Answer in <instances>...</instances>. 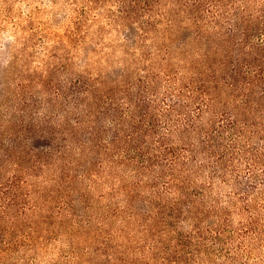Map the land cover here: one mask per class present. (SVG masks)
<instances>
[{
  "label": "trees",
  "instance_id": "1",
  "mask_svg": "<svg viewBox=\"0 0 264 264\" xmlns=\"http://www.w3.org/2000/svg\"><path fill=\"white\" fill-rule=\"evenodd\" d=\"M152 1L120 72L0 84V264H264V0Z\"/></svg>",
  "mask_w": 264,
  "mask_h": 264
},
{
  "label": "rangeland",
  "instance_id": "2",
  "mask_svg": "<svg viewBox=\"0 0 264 264\" xmlns=\"http://www.w3.org/2000/svg\"><path fill=\"white\" fill-rule=\"evenodd\" d=\"M193 1L154 0L149 6L171 19L179 18L182 5ZM201 1L200 8L210 9L209 18L218 14L209 6L212 0ZM207 1L209 4L205 6ZM215 1L230 2L231 6L244 0ZM262 1L254 0L253 4L256 7ZM146 6V0H0V84L12 82L18 75L35 79L47 75L46 81L58 78L64 82L65 71L58 63L70 66L75 72L90 71L94 77L114 70L120 72L128 67V61L136 58L132 54L135 50L132 39L137 24L129 22V29L124 20L126 15L130 17L126 11L133 8L141 12V17L136 19L141 21L145 18L142 7ZM242 9L233 8L238 12ZM3 180L0 179V186ZM59 243L45 240L44 250L50 251L34 258L35 264H52L62 253H71L66 244ZM59 250H63L60 255Z\"/></svg>",
  "mask_w": 264,
  "mask_h": 264
}]
</instances>
